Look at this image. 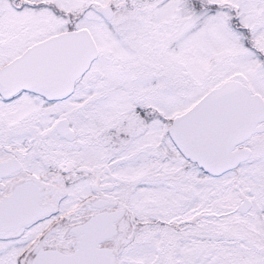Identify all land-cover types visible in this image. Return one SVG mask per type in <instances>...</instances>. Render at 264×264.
Segmentation results:
<instances>
[{
  "label": "snow or ice",
  "instance_id": "1",
  "mask_svg": "<svg viewBox=\"0 0 264 264\" xmlns=\"http://www.w3.org/2000/svg\"><path fill=\"white\" fill-rule=\"evenodd\" d=\"M0 264H264V0H0Z\"/></svg>",
  "mask_w": 264,
  "mask_h": 264
}]
</instances>
